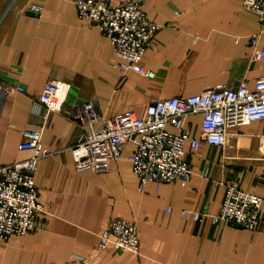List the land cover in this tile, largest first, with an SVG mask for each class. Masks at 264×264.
I'll return each mask as SVG.
<instances>
[{
    "label": "crops",
    "instance_id": "0c3cea01",
    "mask_svg": "<svg viewBox=\"0 0 264 264\" xmlns=\"http://www.w3.org/2000/svg\"><path fill=\"white\" fill-rule=\"evenodd\" d=\"M133 1L162 26L143 56L152 78L120 73L111 42L78 17L75 0H0V162L29 158V150L18 149L21 133L38 126L49 151L34 175L49 212L29 234L0 239V264H264V205L256 230L211 221L229 183L264 199V119L230 128L223 148L201 140L193 151L186 144L192 170L186 185L148 182L140 191L129 161L132 143L106 173L75 169L72 148L88 128L71 119L76 106L93 102L106 118L126 110L140 116L158 99L220 84L254 88L264 75V27L243 0ZM261 30L263 57L255 60L249 38ZM52 79L70 89L63 109L45 118L33 111V97ZM201 121L195 114L185 122L194 138ZM184 209L207 215L187 220ZM116 218L135 221L139 254L96 249L98 235Z\"/></svg>",
    "mask_w": 264,
    "mask_h": 264
},
{
    "label": "built area",
    "instance_id": "2783aa9c",
    "mask_svg": "<svg viewBox=\"0 0 264 264\" xmlns=\"http://www.w3.org/2000/svg\"><path fill=\"white\" fill-rule=\"evenodd\" d=\"M75 5L78 17L90 20L109 39L119 58L118 69L123 76L129 70L149 78L154 76V72L146 69L142 62L146 49L162 26L147 18L139 2L128 0L114 4L110 0H75ZM243 7L256 14L264 27V0H243ZM30 8L36 12L41 10L38 6ZM262 32L249 38V46L256 50L255 60L263 57V50L258 48ZM69 89L68 83L49 80L33 97V111L45 118L50 112L61 111ZM18 90L23 91L21 87ZM195 114L202 116L200 138L192 137L185 128L187 118ZM71 119L88 126L83 141L72 148L76 170L106 173L111 163L122 156L125 146L132 143L134 151L129 161L138 177L140 191L148 182L186 185L192 175L185 159L186 144L193 151L198 149L201 140L223 148L230 128L264 119V75L256 79L254 88L246 82L236 88L220 84L194 95L158 99L149 103L140 116L126 110L106 118L99 114L93 102H86L73 109ZM42 128L25 129L21 133L18 149L29 150V158L11 164L0 162V239L29 234L36 228L38 216L49 212L39 202L34 182L38 161L49 155L42 142ZM263 205L261 196L229 183L222 206L216 215L211 216V221L256 230ZM206 215L181 210V216L187 220L201 221ZM107 248L139 254L135 221L111 220L96 242L97 250Z\"/></svg>",
    "mask_w": 264,
    "mask_h": 264
}]
</instances>
